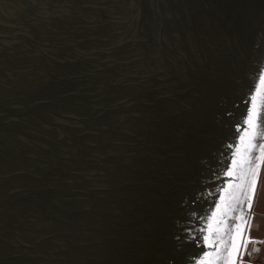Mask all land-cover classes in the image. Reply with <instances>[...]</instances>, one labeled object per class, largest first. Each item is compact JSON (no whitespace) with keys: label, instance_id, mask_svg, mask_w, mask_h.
Here are the masks:
<instances>
[{"label":"water","instance_id":"obj_1","mask_svg":"<svg viewBox=\"0 0 264 264\" xmlns=\"http://www.w3.org/2000/svg\"><path fill=\"white\" fill-rule=\"evenodd\" d=\"M262 119L264 0H0V264H241Z\"/></svg>","mask_w":264,"mask_h":264},{"label":"rangeland","instance_id":"obj_2","mask_svg":"<svg viewBox=\"0 0 264 264\" xmlns=\"http://www.w3.org/2000/svg\"><path fill=\"white\" fill-rule=\"evenodd\" d=\"M257 181L255 184L254 195L249 209V237L256 236L255 239L264 236V158ZM260 178V179H259ZM263 184V185H262ZM260 188L261 191H260ZM253 222V224H252ZM241 264H264V240L248 242L246 245L245 255Z\"/></svg>","mask_w":264,"mask_h":264},{"label":"crops","instance_id":"obj_3","mask_svg":"<svg viewBox=\"0 0 264 264\" xmlns=\"http://www.w3.org/2000/svg\"><path fill=\"white\" fill-rule=\"evenodd\" d=\"M260 179V178H259ZM263 185V184H262ZM262 188H260L261 191ZM264 204V200L260 203L261 207H263ZM253 224V222H252ZM256 236H251L250 241L249 242H253V241H258V240H264V236L263 237H259V239H255Z\"/></svg>","mask_w":264,"mask_h":264},{"label":"snow or ice","instance_id":"obj_4","mask_svg":"<svg viewBox=\"0 0 264 264\" xmlns=\"http://www.w3.org/2000/svg\"><path fill=\"white\" fill-rule=\"evenodd\" d=\"M251 121V117H249L248 120L246 121H242V123H249ZM261 123L264 124V119L261 120ZM256 168H259V164L257 163L256 164ZM229 175H231V173H228Z\"/></svg>","mask_w":264,"mask_h":264},{"label":"bare ground","instance_id":"obj_5","mask_svg":"<svg viewBox=\"0 0 264 264\" xmlns=\"http://www.w3.org/2000/svg\"><path fill=\"white\" fill-rule=\"evenodd\" d=\"M256 181H257V180H256ZM254 190H255V188H254ZM253 193H254V192H253ZM255 193H256V192H255ZM255 193H254V194H255Z\"/></svg>","mask_w":264,"mask_h":264}]
</instances>
